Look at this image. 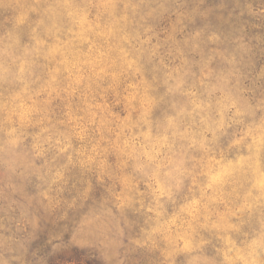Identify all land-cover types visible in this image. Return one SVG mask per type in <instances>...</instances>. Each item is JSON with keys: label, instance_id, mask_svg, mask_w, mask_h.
<instances>
[{"label": "rangeland", "instance_id": "1", "mask_svg": "<svg viewBox=\"0 0 264 264\" xmlns=\"http://www.w3.org/2000/svg\"><path fill=\"white\" fill-rule=\"evenodd\" d=\"M0 264H264V0H0Z\"/></svg>", "mask_w": 264, "mask_h": 264}, {"label": "trees", "instance_id": "2", "mask_svg": "<svg viewBox=\"0 0 264 264\" xmlns=\"http://www.w3.org/2000/svg\"><path fill=\"white\" fill-rule=\"evenodd\" d=\"M0 219H4V217L3 216H0Z\"/></svg>", "mask_w": 264, "mask_h": 264}]
</instances>
